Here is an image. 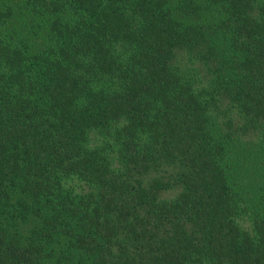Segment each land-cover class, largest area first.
<instances>
[{
	"label": "trees",
	"instance_id": "obj_1",
	"mask_svg": "<svg viewBox=\"0 0 264 264\" xmlns=\"http://www.w3.org/2000/svg\"><path fill=\"white\" fill-rule=\"evenodd\" d=\"M0 264H264V0H0Z\"/></svg>",
	"mask_w": 264,
	"mask_h": 264
},
{
	"label": "rangeland",
	"instance_id": "obj_2",
	"mask_svg": "<svg viewBox=\"0 0 264 264\" xmlns=\"http://www.w3.org/2000/svg\"><path fill=\"white\" fill-rule=\"evenodd\" d=\"M251 150H252V145L250 146ZM251 153V152H250ZM173 170V169H170V171ZM171 193V192H170Z\"/></svg>",
	"mask_w": 264,
	"mask_h": 264
}]
</instances>
